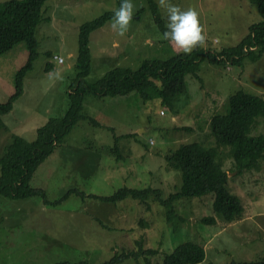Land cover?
Returning <instances> with one entry per match:
<instances>
[{"label": "rangeland", "instance_id": "obj_1", "mask_svg": "<svg viewBox=\"0 0 264 264\" xmlns=\"http://www.w3.org/2000/svg\"><path fill=\"white\" fill-rule=\"evenodd\" d=\"M10 0H0L8 2ZM166 22L165 8L154 0ZM167 2V0H166ZM182 9L195 8L203 27L204 52L218 55L238 45L249 27L260 21L249 0H172ZM134 13L123 35L107 22L89 35L93 84L114 68L137 70L144 60H167L180 54L162 39L147 9V0H133ZM116 8V0H48L45 20L36 28L38 57L24 78L23 95L2 116L0 157L13 137L30 142L50 118H60L66 107L69 85L76 80L79 27ZM140 18H135L141 10ZM24 42L0 55V103L14 91L17 71L27 59ZM224 59V58H223ZM47 64L51 65L45 71ZM197 80L187 75L188 97L173 108L153 98L128 96L97 98L87 94L80 121L60 147L37 170L31 185L44 190L51 203L76 188L85 197L70 195L61 204H46L41 196L10 200L0 196V264H56L64 261L101 264L117 251H130L135 241L157 250L151 264L163 259L184 242L204 245L200 264L253 262L264 258V162L239 171L232 150L217 147L210 138L209 119L225 112L230 96L238 91L264 99V55L252 62L199 65ZM191 130H174L175 128ZM264 134V120L254 134ZM204 143L215 148L228 173L227 188L244 208L240 220L226 223L213 212L212 197L175 202L176 216L160 203L146 205L127 198L116 204L87 195L110 196L117 190L158 189L162 197L178 191L182 175L165 156L179 146ZM124 157L117 161L108 149ZM130 154V155H129ZM234 154V151H233ZM233 157V158H232ZM149 205V206H148ZM211 218L213 222H207ZM140 260L139 264H143ZM128 264H137L128 261Z\"/></svg>", "mask_w": 264, "mask_h": 264}, {"label": "trees", "instance_id": "obj_2", "mask_svg": "<svg viewBox=\"0 0 264 264\" xmlns=\"http://www.w3.org/2000/svg\"><path fill=\"white\" fill-rule=\"evenodd\" d=\"M47 1L10 0L0 3V55L21 42L25 43L28 53L26 62L15 75L13 93L6 102L0 103V128L3 127L2 116L9 113L13 104L23 95L24 78L32 70L33 63L38 57L35 31L45 20L43 8ZM249 1L256 6L260 21L249 27L248 34L238 45L230 49H222L218 55L209 51L204 52L199 47L187 56L180 53L167 60H144L135 71L114 68L93 84H87L85 81L91 72L89 35L111 21L120 0H116L114 10L82 24L78 31V54L75 65L77 75L76 80L68 88L67 109L60 118H50L39 127L33 141L28 142L18 136L12 138L3 156L0 157V196L10 200L41 196L46 204H61L72 194L85 197L83 192L74 188L67 191L59 200L50 203L44 190L31 185L38 168L60 147L73 127L82 120L92 121L94 125H98L82 114L85 95L92 94L97 98H106L134 93L144 101L157 98L162 105L173 108L183 97L189 96L185 80L187 75L195 77L203 87L197 72L204 57L214 64L222 63L224 59L227 63H241L244 57L249 56L252 62L257 61L264 55V0ZM147 9L152 15L154 24L162 33L166 22L159 6L154 0H147ZM144 11L145 9H141L135 18L139 19ZM50 69L51 65L47 64L45 71ZM262 120H264V99L243 91H238L229 97L225 112L215 114L209 119L210 138L217 147L233 149L232 156L238 162L239 171L264 162V134H254ZM178 129L191 130L185 127L174 130ZM107 153L115 156L117 161L124 159L116 147L109 148ZM165 160L182 175L180 189L166 198L162 197L160 190L153 188H122L110 196L87 195L86 197L108 204H116L127 198L144 205L150 200L156 201L168 210L167 221L170 222L176 216L175 202L211 196L213 212L219 214L226 223L241 219L244 208L239 197L227 188L228 173L222 168L223 165L215 148L207 147L202 142L184 144L169 152ZM206 221L213 222V219L208 218ZM143 239L140 237L135 241L134 250L117 251L109 260L101 264H128L131 260L137 264L140 260H143V264H151V258L156 256L157 250L145 248ZM205 257L204 245L184 242L167 255L162 264H200ZM56 264L89 263L64 261ZM230 264H264V258L253 262Z\"/></svg>", "mask_w": 264, "mask_h": 264}, {"label": "clouds", "instance_id": "obj_3", "mask_svg": "<svg viewBox=\"0 0 264 264\" xmlns=\"http://www.w3.org/2000/svg\"><path fill=\"white\" fill-rule=\"evenodd\" d=\"M165 8L166 24L161 33L162 39L173 45L183 55H191L205 42L203 27L199 21V13L195 8L182 9L172 0H160ZM133 0H120L119 7L114 10L110 28L117 35L123 36L133 20Z\"/></svg>", "mask_w": 264, "mask_h": 264}]
</instances>
